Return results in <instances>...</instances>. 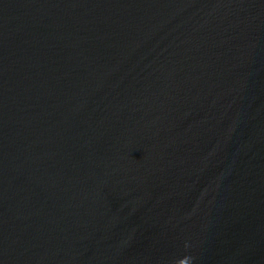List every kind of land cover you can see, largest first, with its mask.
<instances>
[{
	"label": "water",
	"instance_id": "95a60500",
	"mask_svg": "<svg viewBox=\"0 0 264 264\" xmlns=\"http://www.w3.org/2000/svg\"><path fill=\"white\" fill-rule=\"evenodd\" d=\"M0 264H264V0H0Z\"/></svg>",
	"mask_w": 264,
	"mask_h": 264
}]
</instances>
